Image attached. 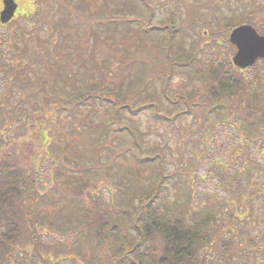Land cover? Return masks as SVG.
Here are the masks:
<instances>
[{
    "label": "rangeland",
    "instance_id": "rangeland-1",
    "mask_svg": "<svg viewBox=\"0 0 264 264\" xmlns=\"http://www.w3.org/2000/svg\"><path fill=\"white\" fill-rule=\"evenodd\" d=\"M16 1L19 8L13 20L5 24L0 23L1 156L9 161H16L18 166H22L24 171L29 173L25 180V189L29 186L26 207L34 213L30 215L31 219L36 222L40 220L42 226H36L40 240L51 244L56 239H68V235L73 234L75 211L78 209L74 202L69 204L66 200L51 204L50 198L57 201L60 194L67 198L71 195V198H74L73 188L83 184L86 189L82 192L86 199L80 200L81 208L90 209L91 206L96 210L101 207L111 213L115 203L112 204L106 185L114 186V182L120 184L117 180L124 179L119 174L123 169L111 167L107 171L104 162L110 152L127 145L130 138L128 133L123 136L114 135L115 132L109 125V112L113 109L106 103L96 101L94 106L90 103L73 106L71 108L73 113L70 108L65 107H70L74 96L81 95L84 90L91 87L94 92L104 94L110 91L109 94L117 96H124L128 92L132 94L135 105L143 101H156L166 113L172 112L173 108L161 95V83L157 75L165 66L160 44L163 34L160 33V36L153 40L147 34L144 36L136 30L138 21H143L147 14L146 8L136 0H61L67 3V8L54 4L53 0H40L36 6L33 0ZM147 1L153 12L150 25L159 23L172 24L176 27L179 25L181 29L175 31L172 42L182 43L188 52H192L191 46L201 44L203 49L198 53L200 60L194 62L196 64L198 62L199 67L207 61L208 50L205 41L213 35L208 33L206 37L209 39L205 40L197 30L198 25L203 26L204 30L214 31L217 21L215 13L219 16L235 17L236 13L243 11L249 2ZM76 5L79 6L77 10L74 9ZM230 9L232 11H229ZM125 22L133 23L128 26ZM191 25H195L196 30L192 29ZM216 33L217 31L214 35ZM218 34L228 43V34L222 30ZM225 47L222 54L231 59L233 53H227L229 47ZM255 65L242 69L246 79L257 71ZM149 66L153 70H150ZM258 66L262 67L259 63ZM175 70L170 78L169 94L188 92L186 89L192 88L189 76L192 74L193 66L176 67ZM193 83H197V80ZM96 86H99L97 90ZM39 112L46 115L41 117V122L33 123V116ZM71 113L75 114L74 119ZM125 114L123 123L134 130L143 146L150 147V151L157 148L167 150L166 159L167 162H171L168 163L167 170L176 168L180 161L187 164L192 157H197V178L194 186L198 192L197 199L208 193L225 197L229 195L224 185L227 188L231 186L211 175L212 171H208V161L213 159V156H223L229 147L231 152L228 155L234 158L233 161L240 160L238 157L242 156V152L232 150L231 147L237 135L233 125L221 124L216 116H212L203 124V132H193L191 128L194 119L190 116L168 125L155 121L148 110H143L137 115ZM21 123H27L25 130L30 128V131L24 133ZM249 150L245 151L252 152L254 149ZM235 151L237 152L234 153ZM253 154L258 156L257 152ZM228 155L225 156L226 163ZM127 161L130 162L124 172L126 178L124 186L126 187L127 180L129 183L137 177L138 185V182H141L144 187H149L151 165L150 168L146 166L140 169L129 157L125 160ZM99 162L101 163L99 170L92 167L97 166L95 164ZM222 168L226 173L233 172L228 169V165ZM134 170L138 172L134 173ZM36 171L39 176L35 177L32 172ZM255 178L259 182L260 193L255 201L249 195L250 192L248 193L253 212L247 227L251 230L264 227V176L258 171ZM33 180L37 182L32 184ZM241 184L245 188L248 187L247 181L243 180ZM171 190L172 187L169 186V192ZM116 201L120 200L117 198ZM64 202L67 205L63 207ZM226 216L227 212L224 211L218 219L223 218L222 222H226L224 219ZM50 223L51 225L69 223V228L72 227L70 232L66 231V227L55 231L50 227ZM76 232L84 234V229L80 227ZM81 250L84 251L85 263L89 264L91 253L88 247L82 246ZM260 254L264 256V250ZM251 260L255 261L253 257ZM85 263L74 258V263L71 264ZM239 264H246V261Z\"/></svg>",
    "mask_w": 264,
    "mask_h": 264
},
{
    "label": "trees",
    "instance_id": "trees-1",
    "mask_svg": "<svg viewBox=\"0 0 264 264\" xmlns=\"http://www.w3.org/2000/svg\"><path fill=\"white\" fill-rule=\"evenodd\" d=\"M38 1L40 0H33L35 6ZM53 1L54 4L67 8L66 2ZM136 1L147 10L146 18L138 21L136 30L142 35L147 34L153 40L160 33L163 34L160 44L165 66L157 75L161 83V95L173 108L172 112L166 113L156 101H143L135 105L132 94L128 92L124 96H117L109 94L110 91L104 94L94 92L89 87L81 95L73 97L70 107L65 109L71 110L73 106L88 103L94 106L96 101L106 103L113 109L109 112V125L115 132L114 135H130L128 144L110 152L104 162L107 171L111 167L123 169L119 174L124 179L117 180L120 184L114 182V186L106 185L112 204L115 203L111 213L101 207L96 210L91 206L90 209L81 208L80 200L86 199L82 192L86 189L83 184L73 188L74 198L61 194L57 201L50 198L51 204L66 200L69 204L74 202L78 209L75 211V223L71 226L73 234H69L68 239H56L51 244L40 240L36 230V226H42L40 220L36 222L31 219L30 215L34 213L26 207L29 186L25 189V180L29 173L22 166H18L16 161H9L1 156L0 149V264H71L74 263V258L85 263L82 246L88 247L91 253L89 264H239L241 261H246V264L264 263V256L260 254L264 250V227L257 230L247 227L253 212L248 193L250 192L249 195L254 201L258 199L260 187L255 177L258 171L264 176V59L256 60L254 64L257 71L246 79L244 70L222 54L226 45L225 48L229 47L227 53H234V45L218 36L220 30L229 35L231 28L240 23L251 24L264 35V0H248L243 11L236 13L235 17L219 16L215 13L217 21L214 31L204 30L203 26L198 25L197 30L205 40L209 39L206 37L208 33L213 35L205 41L208 58L202 63V67L198 66V62L194 63L200 60L198 53L203 49L201 44L191 46L192 52L185 50L182 43L174 44V33L181 29L180 26L167 23L150 25L153 13L150 3L147 0ZM78 8L76 5L74 9ZM125 23L128 25L133 22ZM194 26L191 25L196 30ZM215 31L217 33L214 35ZM192 66L193 71L189 76L192 88L186 89V93L169 94L170 78L176 72V67ZM149 69L153 70L150 66ZM195 80L197 83L194 84ZM97 87L99 86H96V90ZM143 110H148L155 121L168 125L190 116L194 119L191 128L193 132H203V124L212 116H216L221 124L227 123L225 125L231 124L235 127L237 135L231 147L232 150L242 152V156L238 157L240 163L237 160L234 162V158L228 155L231 152L230 147L224 151L223 156H213L208 161L211 175L231 186L227 188L223 184L229 192L227 197L208 193L197 199V188H194L197 157H192L187 164L180 161L176 168L169 171L167 165L171 162H167V150L157 148L150 151V147L141 144L134 130L123 123L122 119L125 113L137 115ZM72 113L71 117L74 119L75 114ZM45 115L46 113L39 112L33 116L32 122H41V117ZM23 116L25 117L24 113ZM20 125L24 127V133L30 131V128L25 130L27 123ZM246 149L254 150L247 152ZM255 152L258 156L253 154ZM226 154L229 156L228 164L225 162ZM179 155L181 156L180 153ZM127 156L140 169L151 167L149 187H144L141 182L138 185L137 177L129 183L127 180L126 187L124 186V172L130 162H125ZM95 165L97 166L92 167L99 170L101 163ZM227 165L233 172L224 171L222 167ZM37 171L32 172L35 177L39 176ZM136 172L138 171L134 170ZM243 180L247 181L248 187L242 186ZM36 182L33 180L31 183ZM169 186L172 187L171 192ZM117 198L119 202L116 201ZM66 205L64 202L63 207ZM224 211L227 212L224 217L226 222H222L223 218L218 219ZM69 226V223H50L55 231L66 227V231L70 232ZM80 227L84 229V234L76 232ZM252 257L255 261L251 260Z\"/></svg>",
    "mask_w": 264,
    "mask_h": 264
},
{
    "label": "water",
    "instance_id": "water-1",
    "mask_svg": "<svg viewBox=\"0 0 264 264\" xmlns=\"http://www.w3.org/2000/svg\"><path fill=\"white\" fill-rule=\"evenodd\" d=\"M18 4L15 0H2L0 23L9 22L15 14ZM229 41L236 50L232 62L239 68H246L258 59H264V35H261L251 24L245 23L233 27Z\"/></svg>",
    "mask_w": 264,
    "mask_h": 264
},
{
    "label": "flooded vegetation",
    "instance_id": "flooded-vegetation-1",
    "mask_svg": "<svg viewBox=\"0 0 264 264\" xmlns=\"http://www.w3.org/2000/svg\"><path fill=\"white\" fill-rule=\"evenodd\" d=\"M16 1V0H15ZM17 2V1H16ZM19 5V4H18Z\"/></svg>",
    "mask_w": 264,
    "mask_h": 264
}]
</instances>
